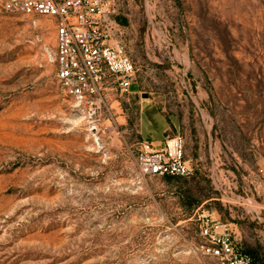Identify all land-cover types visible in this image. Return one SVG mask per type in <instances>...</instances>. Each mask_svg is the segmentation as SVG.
<instances>
[{
  "label": "rangeland",
  "instance_id": "374dc122",
  "mask_svg": "<svg viewBox=\"0 0 264 264\" xmlns=\"http://www.w3.org/2000/svg\"><path fill=\"white\" fill-rule=\"evenodd\" d=\"M136 66L109 128L55 79V20L0 10V264H216L203 217L264 264V0H110ZM185 138L189 177L141 176Z\"/></svg>",
  "mask_w": 264,
  "mask_h": 264
},
{
  "label": "built area",
  "instance_id": "2783aa9c",
  "mask_svg": "<svg viewBox=\"0 0 264 264\" xmlns=\"http://www.w3.org/2000/svg\"><path fill=\"white\" fill-rule=\"evenodd\" d=\"M0 10L26 16L44 15L55 20V79L62 101L81 115L87 130L107 129L131 94L136 66L125 47L114 38L117 24L110 16V0H0ZM185 138L180 134L163 141L138 143L135 165L141 176L194 174L185 159ZM200 246L216 264H260L245 251L231 224L203 217Z\"/></svg>",
  "mask_w": 264,
  "mask_h": 264
},
{
  "label": "trees",
  "instance_id": "16d2710c",
  "mask_svg": "<svg viewBox=\"0 0 264 264\" xmlns=\"http://www.w3.org/2000/svg\"><path fill=\"white\" fill-rule=\"evenodd\" d=\"M176 177H180V176H176Z\"/></svg>",
  "mask_w": 264,
  "mask_h": 264
}]
</instances>
